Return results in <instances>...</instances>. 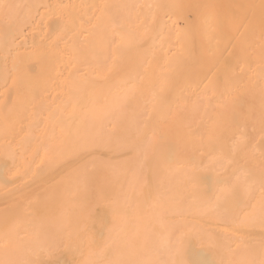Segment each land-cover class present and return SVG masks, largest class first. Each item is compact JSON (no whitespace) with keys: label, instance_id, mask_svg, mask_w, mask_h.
Instances as JSON below:
<instances>
[{"label":"bare ground","instance_id":"6f19581e","mask_svg":"<svg viewBox=\"0 0 264 264\" xmlns=\"http://www.w3.org/2000/svg\"><path fill=\"white\" fill-rule=\"evenodd\" d=\"M0 264H264V0H0Z\"/></svg>","mask_w":264,"mask_h":264}]
</instances>
